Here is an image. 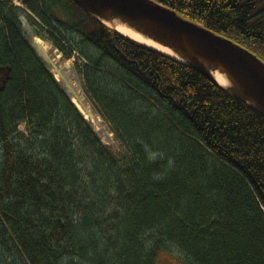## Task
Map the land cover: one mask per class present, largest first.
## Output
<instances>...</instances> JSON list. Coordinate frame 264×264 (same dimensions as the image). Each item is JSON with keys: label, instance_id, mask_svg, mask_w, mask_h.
<instances>
[{"label": "trees", "instance_id": "1", "mask_svg": "<svg viewBox=\"0 0 264 264\" xmlns=\"http://www.w3.org/2000/svg\"><path fill=\"white\" fill-rule=\"evenodd\" d=\"M155 1L264 61V0ZM22 14L75 58L122 154ZM166 251L186 264H264V115L75 0H0V264H156Z\"/></svg>", "mask_w": 264, "mask_h": 264}, {"label": "water", "instance_id": "2", "mask_svg": "<svg viewBox=\"0 0 264 264\" xmlns=\"http://www.w3.org/2000/svg\"><path fill=\"white\" fill-rule=\"evenodd\" d=\"M87 11L111 22L120 21L174 51L180 60L213 79L224 72L230 87H221L264 115V61L232 39L184 18L155 0H75Z\"/></svg>", "mask_w": 264, "mask_h": 264}, {"label": "rangeland", "instance_id": "3", "mask_svg": "<svg viewBox=\"0 0 264 264\" xmlns=\"http://www.w3.org/2000/svg\"><path fill=\"white\" fill-rule=\"evenodd\" d=\"M17 4L21 5L20 2H17ZM22 19L24 29L31 38L33 45L46 60L49 69L54 73L55 77L65 88V90H67V92L70 94L71 98L85 115L87 120L92 123L102 141L107 144L116 154H122L123 148L115 138V135L111 131L109 124L93 109L91 102L83 90L81 76L75 69V58H65L60 51L54 48L53 45L45 39L43 40L46 44L48 53H44L40 49L38 43L35 41L37 36L34 35L33 28L28 23L26 15L22 14ZM79 99H81L80 101H82L83 104H79ZM21 128L24 129L25 125L22 124ZM181 258H183L182 255L176 251H166L160 254L156 264H186L183 260H181Z\"/></svg>", "mask_w": 264, "mask_h": 264}, {"label": "bare ground", "instance_id": "4", "mask_svg": "<svg viewBox=\"0 0 264 264\" xmlns=\"http://www.w3.org/2000/svg\"><path fill=\"white\" fill-rule=\"evenodd\" d=\"M17 3V2H16ZM84 8V7H83ZM85 9V8H84ZM178 13V12H177ZM179 14V13H178ZM98 17V16H97ZM99 18V17H98ZM21 19H22V15H21ZM101 19V18H100ZM101 20H103V19H101ZM22 21H23V19H22ZM106 24H108L109 26H111L112 28H114L113 27V25H111L110 23L111 22H108V21H105V20H103ZM114 26L116 27V28H114V29H116L117 31H119L120 33H122L123 35H125V36H127V37H129V38H131V39H134L135 41H137V42H139V43H142V44H144V45H146V46H149V47H152V48H154V49H157V50H159V51H161V52H163V53H166V54H168V55H170L171 57L173 56V57H176L177 59H180V57L174 52V51H172L171 49H169V48H167V47H165V46H163V45H161V44H159L158 42H156V41H154V40H152V39H150V38H148V37H146L145 35H143V34H141V33H139V32H137L136 30H134V29H132L131 27H129L128 25H126V24H124V23H121L120 21H116V22H114ZM35 35V34H34ZM37 37H36V39H35V41L38 43V45H39V47H40V49L44 52V53H48V50H47V47H46V44H45V42H44V38H42V37H40V36H38V35H36ZM42 38V39H41ZM45 40H47V41H49L52 45H53V47L54 48H56L55 46H54V44L50 41V40H48V39H45ZM35 49L37 50V48L35 47ZM57 50H58V48H56ZM59 51V50H58ZM37 52L39 53V55L43 58V56L40 54V52L37 50ZM77 56H79V54L77 53ZM180 60H182V59H180ZM179 60V61H180ZM182 62V61H181ZM212 75H213V77H214V79L217 81V83L218 84H220L221 86H223V87H230L231 85H232V83H231V81H230V79H229V77L224 73V72H222V71H220V70H213L212 71ZM81 99H79V104L81 103V104H83V102L82 101H80ZM87 111H88V109H87ZM107 122V121H106ZM108 123V122H107ZM109 124V123H108ZM20 128H21V125H20ZM22 129V128H21ZM111 129V128H110Z\"/></svg>", "mask_w": 264, "mask_h": 264}]
</instances>
